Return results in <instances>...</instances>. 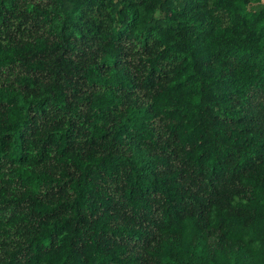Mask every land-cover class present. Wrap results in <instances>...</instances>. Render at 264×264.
I'll return each instance as SVG.
<instances>
[{
  "label": "trees",
  "instance_id": "16d2710c",
  "mask_svg": "<svg viewBox=\"0 0 264 264\" xmlns=\"http://www.w3.org/2000/svg\"><path fill=\"white\" fill-rule=\"evenodd\" d=\"M0 264H264V0H0Z\"/></svg>",
  "mask_w": 264,
  "mask_h": 264
}]
</instances>
